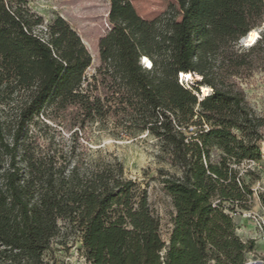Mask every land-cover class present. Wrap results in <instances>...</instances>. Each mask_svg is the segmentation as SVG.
<instances>
[{"label": "trees", "instance_id": "16d2710c", "mask_svg": "<svg viewBox=\"0 0 264 264\" xmlns=\"http://www.w3.org/2000/svg\"><path fill=\"white\" fill-rule=\"evenodd\" d=\"M175 1L180 21L148 22L131 0H109L111 29L87 75L93 58L64 19L44 26L29 0H0V264H48L64 227L81 235L88 264H248L254 242L236 234L234 215L253 190L239 167L262 160L264 118L240 81L264 67V32L238 46L264 26V0ZM35 120L64 129L69 149L35 145ZM94 124L157 140L176 171L161 170L175 211L168 243L123 164L83 153Z\"/></svg>", "mask_w": 264, "mask_h": 264}, {"label": "rangeland", "instance_id": "374dc122", "mask_svg": "<svg viewBox=\"0 0 264 264\" xmlns=\"http://www.w3.org/2000/svg\"><path fill=\"white\" fill-rule=\"evenodd\" d=\"M138 15L151 22L160 18H170L180 21V7L175 0H131ZM29 7L44 20L47 26L54 19H64L79 35L86 49L93 58L92 66L86 72L94 74L100 65L99 44L111 29L109 24V0H29ZM257 41L264 32V26L256 29ZM256 41V42H257ZM255 44V43H254ZM252 44V45H254ZM252 45L243 40L238 47L248 49ZM196 80V79H195ZM184 85L190 87L189 83ZM246 100L251 105L256 116L264 118V67L255 71L248 79L240 81ZM202 92V90H201ZM212 90L208 89L207 94ZM203 96V95H201ZM29 127V138L35 145L47 144L53 139L56 145L65 150L71 146L69 134L48 122L50 128L43 122L34 121ZM57 128V129H56ZM81 137V135H80ZM79 142L88 159H98L100 156L116 157L125 168V177L147 192L149 204L154 216L161 222L160 232L163 240L168 243L172 231L174 207L170 196L165 191L161 170L175 173L158 157L160 151L155 138L146 134L138 137L112 136L110 131H102L98 125L89 127ZM262 160L260 162H243L239 167L243 180L253 190V199L248 211H237L234 215L236 234L244 243L254 242V249L247 254L248 264H264V209L260 196H264V142L261 146ZM81 235L64 227L60 237L54 239L45 253L43 260L48 264H88L82 250ZM3 247L0 246V253Z\"/></svg>", "mask_w": 264, "mask_h": 264}, {"label": "bare ground", "instance_id": "6f19581e", "mask_svg": "<svg viewBox=\"0 0 264 264\" xmlns=\"http://www.w3.org/2000/svg\"><path fill=\"white\" fill-rule=\"evenodd\" d=\"M258 37L259 36H258V33H257L256 30L251 31L250 33H248V35L246 37V44L247 45H252V44L256 43ZM145 61H146L147 65H148V66H146V68H149L151 66L150 61L148 59L145 60ZM186 77H187V75H186Z\"/></svg>", "mask_w": 264, "mask_h": 264}, {"label": "built area", "instance_id": "2783aa9c", "mask_svg": "<svg viewBox=\"0 0 264 264\" xmlns=\"http://www.w3.org/2000/svg\"><path fill=\"white\" fill-rule=\"evenodd\" d=\"M145 60H147V59H143L142 64L146 67V66H148V65H147V63H146ZM182 80H183V78H181V83H182ZM262 223H263V225H264V219H263ZM263 244H264V237H263Z\"/></svg>", "mask_w": 264, "mask_h": 264}]
</instances>
